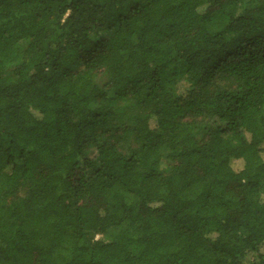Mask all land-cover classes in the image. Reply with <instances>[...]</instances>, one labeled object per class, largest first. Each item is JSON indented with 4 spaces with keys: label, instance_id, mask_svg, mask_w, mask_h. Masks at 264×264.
Wrapping results in <instances>:
<instances>
[{
    "label": "trees",
    "instance_id": "1",
    "mask_svg": "<svg viewBox=\"0 0 264 264\" xmlns=\"http://www.w3.org/2000/svg\"><path fill=\"white\" fill-rule=\"evenodd\" d=\"M0 264H264V0H0Z\"/></svg>",
    "mask_w": 264,
    "mask_h": 264
},
{
    "label": "rangeland",
    "instance_id": "2",
    "mask_svg": "<svg viewBox=\"0 0 264 264\" xmlns=\"http://www.w3.org/2000/svg\"><path fill=\"white\" fill-rule=\"evenodd\" d=\"M98 238V237H97Z\"/></svg>",
    "mask_w": 264,
    "mask_h": 264
}]
</instances>
